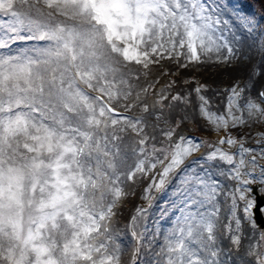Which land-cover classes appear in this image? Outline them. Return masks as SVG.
I'll list each match as a JSON object with an SVG mask.
<instances>
[{
  "label": "snow or ice",
  "instance_id": "1",
  "mask_svg": "<svg viewBox=\"0 0 264 264\" xmlns=\"http://www.w3.org/2000/svg\"><path fill=\"white\" fill-rule=\"evenodd\" d=\"M0 17V264H264V131L245 146L264 19L232 0H0Z\"/></svg>",
  "mask_w": 264,
  "mask_h": 264
},
{
  "label": "rangeland",
  "instance_id": "2",
  "mask_svg": "<svg viewBox=\"0 0 264 264\" xmlns=\"http://www.w3.org/2000/svg\"><path fill=\"white\" fill-rule=\"evenodd\" d=\"M233 3L239 5L240 7H242L244 9V11L250 15H254L255 17H257L258 19H264V0H232ZM6 23V18L4 17H0V24H4ZM164 63V62H162ZM167 66V65H165ZM155 69V68H154ZM153 69V70H154ZM184 75L183 72H181L180 75L175 76V77H163L162 81H165L167 79H176L179 81V79L181 78V76ZM197 78L200 79L202 82L207 81L208 83H211L212 80L215 78V73L212 71H208V72H200L197 73ZM152 77L149 76L147 79H151ZM143 79H141V82H143ZM226 79V78H225ZM227 82V79H226ZM177 87L179 88L180 85L178 84ZM226 103V100L224 97H215L214 99H212L211 104H210V111H212L213 113H217V114H222L224 112V107L223 105ZM201 119H204L203 117H201ZM264 131V126L261 127H257L255 129L252 130L251 136L247 139V143L245 144V146H256V140L259 139L257 133ZM188 133L191 136H195L197 138H203V139H208V140H218L219 136H226L227 133L221 129L218 133L215 131H209L207 129H197L195 127H193L192 125H189L188 127ZM224 148H229L230 146H228L227 144L223 145ZM232 151H235V149H231ZM140 189H137V192L139 193ZM139 196V194L137 195ZM133 197L131 198V202H129L127 204V206L125 207V216L129 215L134 209H133V204H135V199L137 198ZM146 203V201L142 200L139 201L137 203V205L139 204H144ZM125 223V221L123 219L120 220V226L122 227L123 224Z\"/></svg>",
  "mask_w": 264,
  "mask_h": 264
},
{
  "label": "bare ground",
  "instance_id": "3",
  "mask_svg": "<svg viewBox=\"0 0 264 264\" xmlns=\"http://www.w3.org/2000/svg\"><path fill=\"white\" fill-rule=\"evenodd\" d=\"M155 72V69L153 70ZM139 201H141L140 197L137 196V198L135 199V204H137ZM128 204V203H127ZM127 204H125L124 206H126ZM145 204V203H144ZM124 211V215H125V207L123 208Z\"/></svg>",
  "mask_w": 264,
  "mask_h": 264
}]
</instances>
